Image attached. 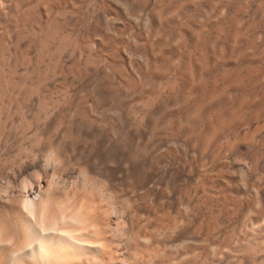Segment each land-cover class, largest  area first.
<instances>
[{
    "label": "rangeland",
    "instance_id": "374dc122",
    "mask_svg": "<svg viewBox=\"0 0 264 264\" xmlns=\"http://www.w3.org/2000/svg\"><path fill=\"white\" fill-rule=\"evenodd\" d=\"M49 184L119 264H264V0H0V225Z\"/></svg>",
    "mask_w": 264,
    "mask_h": 264
},
{
    "label": "bare ground",
    "instance_id": "6f19581e",
    "mask_svg": "<svg viewBox=\"0 0 264 264\" xmlns=\"http://www.w3.org/2000/svg\"><path fill=\"white\" fill-rule=\"evenodd\" d=\"M24 183L25 182L23 181L22 183L23 185L27 184ZM30 185L32 184L30 183ZM43 185L40 184L42 188L44 187ZM40 186H38L39 188L34 187V188H30L29 190H26L25 199L23 200L22 198L23 200V202L21 203L22 206L17 205L18 201L16 200L18 199L13 198L15 199L14 202L12 201L13 199H11V202H13V205H15L12 207H15L17 209V211L15 212H17L16 216L17 218H19L21 228H16V224L15 227L13 225L14 228L12 227L9 228L8 225L7 227L6 226L4 227L2 225L3 224L5 225L7 223V220L6 223H4V221H2L3 219L2 220L0 219V224H2L0 225V264H119L121 263V260L119 261L118 258L115 257L114 251L116 252L117 248H115L112 243L111 244L113 246L111 244L110 245L112 246V248H115L116 250L113 251L112 249L113 253L110 252L111 247H109V242H111V240H106L105 231H103L104 229L98 228L100 227L99 226L100 224H97V222L100 223L101 221H98L99 218L95 214H93V216H96L98 220L93 221V218H91L92 220L88 218L92 214H89L88 217L86 216L88 215V213L91 212H88L87 214H85V216H83L82 214H84V211L82 210L86 211V209L83 208L82 210H78L79 207L77 208L76 207L77 205H75V203H72L73 206L75 205V208L74 207L68 208L67 204L69 205V203L71 202H68L69 200H67V198H66L67 201L58 198L59 191L57 192L55 185L53 184H49V186L47 185L48 189L46 190L45 193L40 190L41 189ZM57 186L59 187V185ZM1 189L3 190V188ZM60 191L62 190L60 189ZM64 191H68V190H64ZM1 192H0V211L4 210V207L8 205L10 200L9 197L10 195L9 196L7 195L10 193L4 194ZM77 194L79 195V193ZM71 197H73V194ZM71 197H69L70 200L72 199ZM78 197H80V195ZM79 199H77V201H80ZM94 199L96 198H93L92 203ZM77 201L75 200V202ZM95 202H97V200H95ZM83 203L84 201L82 202V204ZM88 203L89 204L91 203L90 200H88ZM77 204L78 206L80 205L79 202ZM89 204L87 207H90ZM97 204L98 203H96V207L98 206ZM96 207L93 206V209H95ZM100 208L102 209L104 207H100ZM100 208L99 210L101 212ZM22 211H24L23 212L24 214L22 213ZM10 214L11 213H9V215ZM96 217L94 219H96ZM9 218H11V216H9ZM9 218H7L8 221ZM108 223H105V225ZM101 224L103 225V223ZM105 225L103 227H105ZM107 233L109 232L107 231ZM107 236L109 237L108 234ZM118 251H117V256H119ZM121 259L122 261H124L123 258Z\"/></svg>",
    "mask_w": 264,
    "mask_h": 264
}]
</instances>
